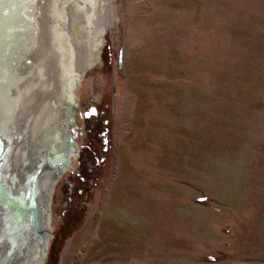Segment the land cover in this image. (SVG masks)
<instances>
[{
  "label": "rangeland",
  "instance_id": "1",
  "mask_svg": "<svg viewBox=\"0 0 264 264\" xmlns=\"http://www.w3.org/2000/svg\"><path fill=\"white\" fill-rule=\"evenodd\" d=\"M78 1L79 153L35 264H264V0Z\"/></svg>",
  "mask_w": 264,
  "mask_h": 264
},
{
  "label": "bare ground",
  "instance_id": "2",
  "mask_svg": "<svg viewBox=\"0 0 264 264\" xmlns=\"http://www.w3.org/2000/svg\"><path fill=\"white\" fill-rule=\"evenodd\" d=\"M67 2L0 0V264H28L25 249L37 256L34 264L39 261L29 211L36 174L43 191L44 223L52 230L45 202L60 177L55 171L40 174L47 165L51 168L47 151L65 147L69 135L68 94L74 82L69 66L76 51L60 27L68 21ZM71 2L78 37L93 55L95 12L83 16L79 1ZM51 239L52 234L49 245Z\"/></svg>",
  "mask_w": 264,
  "mask_h": 264
},
{
  "label": "water",
  "instance_id": "3",
  "mask_svg": "<svg viewBox=\"0 0 264 264\" xmlns=\"http://www.w3.org/2000/svg\"><path fill=\"white\" fill-rule=\"evenodd\" d=\"M71 110L72 113L70 115V122H72L73 124H75V119H74V113L77 110L76 106L73 104L71 105ZM74 111V112H73ZM74 136H70L68 137V141L65 147H63L62 149L59 150H53L52 151L49 149L47 152H49L48 156V160L47 162L49 163V166L51 168L48 167V165L44 168L41 169V174H40V178L43 177V175L48 174V172H56L57 173V178H59L60 176H62V174L64 173V170L66 169V167L70 166L72 164L71 162V157L73 155H78V148H77V142H76V138L78 137V131L76 130L74 132ZM48 169V170H47ZM41 179H39L38 175H34L33 178V188H32V197H31V203L29 205V211H30V224H31V229L33 231L34 237L36 239V243L35 245H38L40 250V258L39 261H43L45 259V257L47 256L48 253V247H49V239L51 237V229H49L45 223H44V219H43V215H42V208H41V200L43 199V191H42V187H41ZM52 193V192H51ZM51 203V196H48V199H46L45 202V206L50 205ZM29 249H25L24 250V255L27 257V262L28 264L32 263V258H33V254ZM31 257V259H30Z\"/></svg>",
  "mask_w": 264,
  "mask_h": 264
},
{
  "label": "flooded vegetation",
  "instance_id": "4",
  "mask_svg": "<svg viewBox=\"0 0 264 264\" xmlns=\"http://www.w3.org/2000/svg\"><path fill=\"white\" fill-rule=\"evenodd\" d=\"M54 135H56V133L54 134ZM66 135V134H65ZM70 135V134H69ZM67 136H68V134H67ZM66 136V137H67ZM71 136V135H70ZM75 171H78V169H75ZM90 179V177L88 178H85V179H83V183L85 184V182H89L88 180ZM53 191V190H52ZM75 218V217H74ZM73 220V219H72ZM50 226H51V222H50ZM66 226H70V223H68Z\"/></svg>",
  "mask_w": 264,
  "mask_h": 264
},
{
  "label": "trees",
  "instance_id": "5",
  "mask_svg": "<svg viewBox=\"0 0 264 264\" xmlns=\"http://www.w3.org/2000/svg\"><path fill=\"white\" fill-rule=\"evenodd\" d=\"M88 121H89V119H88ZM94 122H96V119H91V123H89L90 125L92 124H94Z\"/></svg>",
  "mask_w": 264,
  "mask_h": 264
}]
</instances>
